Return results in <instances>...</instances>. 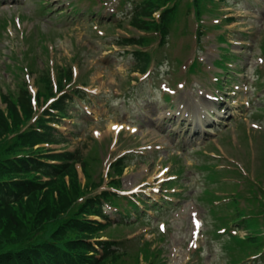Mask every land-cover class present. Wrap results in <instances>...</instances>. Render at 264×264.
Segmentation results:
<instances>
[{
  "label": "rangeland",
  "instance_id": "rangeland-1",
  "mask_svg": "<svg viewBox=\"0 0 264 264\" xmlns=\"http://www.w3.org/2000/svg\"><path fill=\"white\" fill-rule=\"evenodd\" d=\"M117 2L0 0V92L16 93L19 82L32 85L34 77L37 82L49 61L53 70L70 65L77 73L76 83L86 86L91 94L88 102L75 100L80 109L69 108L71 118L59 127L71 137L70 150L76 148L83 154L89 182H94L93 177L102 171L105 174L107 165L116 157L126 155L121 190L128 193L135 189L139 192L136 195L154 204H145L148 218L141 223L132 219L133 227L109 229L103 235L118 238L121 232L133 241L120 247V253L124 251L125 255L117 260L118 264H226L227 259L233 263L240 253H228L225 249V254L223 241L204 232H210L215 222L206 202V190L233 191L235 187L208 181L209 172L204 166L215 165V177L221 178L219 169L236 170L233 160L247 170L253 168L255 183L264 181V87L259 85L264 83V0L219 2L211 15L202 18L199 44L192 16H184L174 25L163 47L152 45L154 61L145 76L136 73L139 71L133 48L115 45L120 36L139 35L125 19L133 7L130 0L122 6ZM188 3L180 1L182 11ZM70 4L75 6L76 13L71 11ZM111 12H115V17ZM229 18L232 21L225 22ZM119 20L123 22L121 27L116 26ZM2 23L7 28L4 32ZM215 25L219 27L214 28ZM176 27L179 30L175 31ZM218 34H223L227 41L217 40ZM227 42L234 57L231 62H224L229 74L231 69L236 73L228 80L226 75L219 77L221 70L212 65L218 58L216 67H222L221 51L227 48ZM12 55L22 57V67L27 70L21 72L12 63ZM194 55L201 64L192 74L186 73L190 60L195 61ZM182 79L184 87L178 90L176 86ZM215 79L223 82L219 85ZM161 85L176 93H164ZM209 94L215 95L217 101L209 102L204 97ZM166 96L168 100L164 99ZM194 101L211 105L216 115L210 118V109L204 108L199 112L202 119H197L199 109ZM182 112L184 115H177ZM111 124H120L123 129L117 133L110 129ZM132 128L137 130L133 134ZM214 146H219L220 155ZM93 147L98 151L97 165ZM161 167L168 169L169 176L180 173L176 180L180 187L155 182ZM226 177L234 179L231 173ZM145 183L149 185L140 188ZM152 187L158 193H152ZM161 199L169 205L163 207ZM193 210L203 222V233L197 242L198 248L202 247L199 255L194 248L187 247ZM109 215L116 221L115 215ZM159 222L165 223L162 233L157 229ZM158 233L164 235L163 240L158 239ZM141 236L148 242L142 244Z\"/></svg>",
  "mask_w": 264,
  "mask_h": 264
},
{
  "label": "trees",
  "instance_id": "trees-1",
  "mask_svg": "<svg viewBox=\"0 0 264 264\" xmlns=\"http://www.w3.org/2000/svg\"><path fill=\"white\" fill-rule=\"evenodd\" d=\"M178 1L137 0L126 18L137 29L158 33L164 45L179 19ZM203 1L212 3V0H193L198 17L203 14ZM170 4H173L172 7ZM199 5L201 9L196 7ZM158 10L161 12L160 18L155 21L153 13ZM120 24L121 21H118L117 25ZM130 42L142 47L149 40L136 39L124 43ZM134 57L140 61L137 68L143 71L148 56L135 53ZM11 59L22 72L19 60L13 55ZM59 73V77L69 78V66L61 67ZM40 80L51 95L47 70L40 75ZM18 86L16 93L1 94L0 102V106L5 105L4 109L0 107V264H118L117 260L125 255L124 251L120 253V247L124 242L133 241L122 240L121 232L118 238L105 239L103 235L109 229L133 227L135 223L127 220V213L130 209L136 210V206L125 198L105 191L89 195L99 187L97 184L82 189L74 164L78 162L82 165L88 183L90 175L82 161L83 154L79 151L53 154L49 153L52 151L49 149H34L38 144H59L68 140L49 127L43 117L22 132L32 118L33 108L24 82H19ZM70 105L71 100L66 102L64 96L52 107L59 117H67ZM52 120L57 122L58 118ZM122 167L123 164L118 161L113 171L120 174ZM44 178L48 180L43 181ZM109 185L118 188L117 181H111ZM123 201L129 209L123 206ZM104 204H111L125 214H120L117 222L113 223L104 214ZM212 214L215 220L220 219L215 212ZM91 217H98L102 222ZM240 225L247 234L242 239L225 235L223 249L227 252H241V248L243 252L255 249L259 241L251 237L256 232L254 224L241 222Z\"/></svg>",
  "mask_w": 264,
  "mask_h": 264
},
{
  "label": "bare ground",
  "instance_id": "bare-ground-1",
  "mask_svg": "<svg viewBox=\"0 0 264 264\" xmlns=\"http://www.w3.org/2000/svg\"><path fill=\"white\" fill-rule=\"evenodd\" d=\"M157 174V173H156Z\"/></svg>",
  "mask_w": 264,
  "mask_h": 264
}]
</instances>
